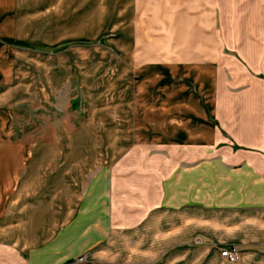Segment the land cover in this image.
I'll list each match as a JSON object with an SVG mask.
<instances>
[{
  "label": "rangeland",
  "instance_id": "rangeland-1",
  "mask_svg": "<svg viewBox=\"0 0 264 264\" xmlns=\"http://www.w3.org/2000/svg\"><path fill=\"white\" fill-rule=\"evenodd\" d=\"M89 4L63 1L61 47L47 49L44 71L32 66L30 78L12 82L16 93L29 95L5 111L8 132L0 135V169L19 168L15 190L0 202V249L23 232H50L46 216L55 204H106V132L112 129L106 122L117 126L118 95L124 85L131 89L138 67L120 62V48L130 45L128 56L136 50L142 60L169 55L199 61L213 58L216 45L227 47L221 32L228 15L259 36L264 28V0H107L104 10ZM174 156L173 176L156 174L154 185L141 179L147 195L173 178L171 204H127L128 223L114 224L97 247L106 251V264H238V250L235 263L221 257L237 244L233 234L260 232L252 219L239 217L245 204H216L232 191L264 195L252 185L260 177L237 176L245 168L227 167L200 151ZM15 228L19 233L12 234Z\"/></svg>",
  "mask_w": 264,
  "mask_h": 264
},
{
  "label": "crops",
  "instance_id": "crops-1",
  "mask_svg": "<svg viewBox=\"0 0 264 264\" xmlns=\"http://www.w3.org/2000/svg\"><path fill=\"white\" fill-rule=\"evenodd\" d=\"M63 1L0 0V135L8 132L5 113L29 95L16 93L12 82L30 78L32 66L34 72L44 71L47 49L62 45ZM85 1L104 10L107 0ZM228 19L221 34L230 54L216 45L213 58L199 61L169 55L142 60L136 50L128 56L130 45L120 48V62L138 67L131 89L124 85L118 95L117 126L106 122V130L112 128L106 132V204H55L58 208L46 216L50 232L9 237L0 249V264H66L79 256L87 257L80 264H106V251L97 247L114 224L128 223L127 204H171L173 178L166 188L149 189L147 195L141 179L154 185L156 174L173 176L175 151H200L227 167L247 168L237 176L246 172L260 177L252 185L264 193V28L259 36L232 15ZM9 154L4 158L13 159ZM205 170L198 171L203 175ZM18 172L14 163L0 169V202L2 194L15 190ZM151 193L156 194L151 198ZM256 193L232 191L216 199V204H245L238 208L239 217L252 219L260 230L249 236L233 234L240 264H264V195ZM15 230L19 233L15 228L12 234Z\"/></svg>",
  "mask_w": 264,
  "mask_h": 264
},
{
  "label": "built area",
  "instance_id": "built-area-1",
  "mask_svg": "<svg viewBox=\"0 0 264 264\" xmlns=\"http://www.w3.org/2000/svg\"><path fill=\"white\" fill-rule=\"evenodd\" d=\"M238 254L239 253L237 249L234 246H232V247L226 248V250L221 253V257H223L229 263H235L238 261ZM82 259L83 258L80 257V258H77L75 261L73 262L71 261L66 264H78L84 261Z\"/></svg>",
  "mask_w": 264,
  "mask_h": 264
},
{
  "label": "trees",
  "instance_id": "trees-1",
  "mask_svg": "<svg viewBox=\"0 0 264 264\" xmlns=\"http://www.w3.org/2000/svg\"><path fill=\"white\" fill-rule=\"evenodd\" d=\"M237 249V248H236Z\"/></svg>",
  "mask_w": 264,
  "mask_h": 264
}]
</instances>
